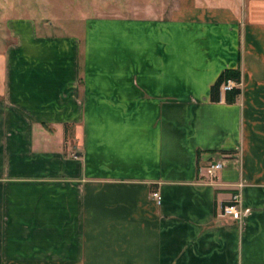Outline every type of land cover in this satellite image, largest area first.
<instances>
[{
  "label": "crops",
  "instance_id": "crops-1",
  "mask_svg": "<svg viewBox=\"0 0 264 264\" xmlns=\"http://www.w3.org/2000/svg\"><path fill=\"white\" fill-rule=\"evenodd\" d=\"M43 28L0 32V264H264V0Z\"/></svg>",
  "mask_w": 264,
  "mask_h": 264
},
{
  "label": "rangeland",
  "instance_id": "rangeland-1",
  "mask_svg": "<svg viewBox=\"0 0 264 264\" xmlns=\"http://www.w3.org/2000/svg\"><path fill=\"white\" fill-rule=\"evenodd\" d=\"M175 3L176 0H0V32L6 18L30 17L42 29L47 23L51 32L72 33L90 17H166Z\"/></svg>",
  "mask_w": 264,
  "mask_h": 264
},
{
  "label": "built area",
  "instance_id": "built-area-1",
  "mask_svg": "<svg viewBox=\"0 0 264 264\" xmlns=\"http://www.w3.org/2000/svg\"><path fill=\"white\" fill-rule=\"evenodd\" d=\"M240 87V83H237L236 81L232 79H228L225 81L221 87L220 91L221 93H227L231 92L234 89H237ZM222 168V163L219 161H213L207 164L203 169L199 168V173L202 174L204 172V177L208 179L211 183H214L217 179L218 172ZM203 170V172H202ZM242 185H238V190L235 191L234 194H232L231 199L227 204L222 206L221 213L222 216H229L233 220L240 221L242 219V211L240 208V188ZM153 199L156 201V203L160 202V196L157 192L152 194Z\"/></svg>",
  "mask_w": 264,
  "mask_h": 264
},
{
  "label": "trees",
  "instance_id": "trees-1",
  "mask_svg": "<svg viewBox=\"0 0 264 264\" xmlns=\"http://www.w3.org/2000/svg\"><path fill=\"white\" fill-rule=\"evenodd\" d=\"M228 79H232V80L236 81L237 83H240L239 72L238 71L225 70L218 76L215 83L210 88V101L211 102L217 103L220 101V95L222 94L220 91V87ZM239 93H240V88L234 89L231 92L224 93L225 94V101L227 103L235 102Z\"/></svg>",
  "mask_w": 264,
  "mask_h": 264
}]
</instances>
